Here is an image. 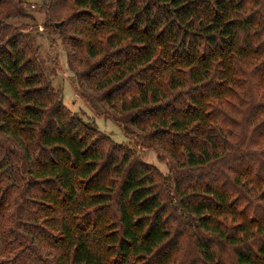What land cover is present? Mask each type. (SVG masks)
<instances>
[{
	"label": "trees",
	"instance_id": "obj_1",
	"mask_svg": "<svg viewBox=\"0 0 264 264\" xmlns=\"http://www.w3.org/2000/svg\"><path fill=\"white\" fill-rule=\"evenodd\" d=\"M37 7L0 0V264H264V0L39 6L78 96L167 174L65 106L17 23Z\"/></svg>",
	"mask_w": 264,
	"mask_h": 264
},
{
	"label": "rangeland",
	"instance_id": "obj_2",
	"mask_svg": "<svg viewBox=\"0 0 264 264\" xmlns=\"http://www.w3.org/2000/svg\"><path fill=\"white\" fill-rule=\"evenodd\" d=\"M24 1L32 6L38 7L29 10L33 18L32 20L23 19L17 23L28 24L32 27L30 32L31 39L37 49L40 64L52 86L57 90H61L65 106L72 112L81 115L86 122L95 124L99 130L110 136L117 144L129 145L132 150L139 154L144 162L156 167L161 173L167 174V164L159 161L155 152L141 149V147L137 146L135 140L126 137L121 127L113 124L106 118H99V115L102 113L99 107L95 111L89 103L78 96L75 91L76 82L74 74L70 71L67 64V50L62 44L58 33L52 29H45V15L38 10L43 0ZM4 225V219L0 217V257L4 254L5 248L3 240ZM16 247L17 244L15 245Z\"/></svg>",
	"mask_w": 264,
	"mask_h": 264
}]
</instances>
